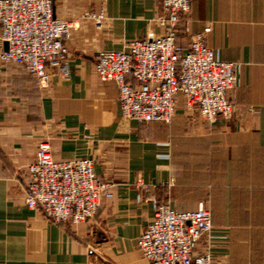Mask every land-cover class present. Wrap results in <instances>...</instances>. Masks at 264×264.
Segmentation results:
<instances>
[{
    "label": "crops",
    "instance_id": "crops-1",
    "mask_svg": "<svg viewBox=\"0 0 264 264\" xmlns=\"http://www.w3.org/2000/svg\"><path fill=\"white\" fill-rule=\"evenodd\" d=\"M54 15L78 22L47 86L0 64V264H148L136 238L152 202L178 211L200 204L211 230L196 253L220 264H264V0H192L188 32L216 58L236 64L229 120L204 122L182 102L169 123L123 118L118 88L95 73L94 54L159 36L161 0H52ZM102 9L97 26L85 14ZM47 140L57 161L89 157L110 183L95 215L78 224L45 219L26 205L27 168ZM140 193L149 200L138 203Z\"/></svg>",
    "mask_w": 264,
    "mask_h": 264
},
{
    "label": "built area",
    "instance_id": "built-area-1",
    "mask_svg": "<svg viewBox=\"0 0 264 264\" xmlns=\"http://www.w3.org/2000/svg\"><path fill=\"white\" fill-rule=\"evenodd\" d=\"M191 2L161 0L165 14L157 21L162 34L131 40L128 50L95 52L96 76L116 84L123 118L169 123L179 102L197 110L207 123L232 117L234 104L227 91L236 82V64L216 58L202 34L189 35L185 44L177 42L180 32H188ZM85 16L100 26L104 12L100 8ZM77 23L57 18L52 0H0V64L20 66L39 87L47 86L51 70L63 63L65 42ZM27 174V207L55 223L85 222L103 198L112 196L110 183L97 178L92 158L57 161L47 140L38 142ZM135 200L149 199L138 193ZM151 202L152 220L136 238L148 264H220L208 250L196 253L198 242L211 230L206 207L178 211Z\"/></svg>",
    "mask_w": 264,
    "mask_h": 264
},
{
    "label": "water",
    "instance_id": "water-1",
    "mask_svg": "<svg viewBox=\"0 0 264 264\" xmlns=\"http://www.w3.org/2000/svg\"><path fill=\"white\" fill-rule=\"evenodd\" d=\"M4 47H5V48L7 47V44H6V43H4Z\"/></svg>",
    "mask_w": 264,
    "mask_h": 264
}]
</instances>
